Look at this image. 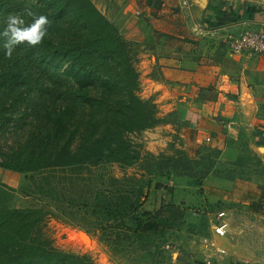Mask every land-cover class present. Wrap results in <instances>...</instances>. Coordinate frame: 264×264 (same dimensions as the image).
I'll return each mask as SVG.
<instances>
[{
    "label": "rangeland",
    "instance_id": "obj_1",
    "mask_svg": "<svg viewBox=\"0 0 264 264\" xmlns=\"http://www.w3.org/2000/svg\"><path fill=\"white\" fill-rule=\"evenodd\" d=\"M113 1L91 0L138 60V96L154 111L152 129L177 118L175 109L165 110L157 102L154 89L160 88L148 80L153 73L146 70V64L154 47L165 56L176 48L183 52L195 49L196 57L199 54L202 59L203 75L235 67L223 58L221 37L209 32L214 27L203 20L194 22V29L187 25L182 15H176L175 0H126L123 12L113 13L114 21L104 14ZM220 1L212 4L218 6ZM246 5L258 12L264 10V0H243L241 6ZM146 7L157 11L153 18L143 16ZM160 19L168 25L163 33L145 25L147 20ZM136 29L141 34H136ZM4 43L5 37L1 36L2 55ZM19 46V52H23L30 45ZM249 89L251 97L257 99L256 88ZM197 91L201 100L197 127L212 136L209 143L198 140L194 130L186 142L175 134L163 145L149 149L144 130L131 136L138 146L139 159L129 167L110 164L34 173L0 168V203L5 202L11 209L50 210L53 217L47 228L54 246L76 257L86 256L93 264H205L207 252L200 244L204 236L227 251V256L220 258L222 264H264V143L244 133L236 140L230 139L222 125L238 118L258 123L264 115V103L256 108L242 97L244 105L235 107L218 102L214 86ZM47 92V96L53 93ZM42 98L38 88H0V162L29 134L44 127L39 112ZM12 175L18 179L13 181ZM118 190L134 192L133 200L138 192L142 195L140 201L147 195L134 217L156 223L147 239H133L138 232V221L133 217L121 226L122 222H100L93 216L95 193L108 191L112 195ZM221 211L225 213L227 236L218 239L212 235L211 220Z\"/></svg>",
    "mask_w": 264,
    "mask_h": 264
},
{
    "label": "trees",
    "instance_id": "obj_2",
    "mask_svg": "<svg viewBox=\"0 0 264 264\" xmlns=\"http://www.w3.org/2000/svg\"><path fill=\"white\" fill-rule=\"evenodd\" d=\"M29 12L47 16V35L23 52L17 45L11 58L0 54V88H38L44 127L18 144L0 168L34 173L134 165L139 151L131 136L151 128L155 119L138 96V60L128 43L91 0H0V33L10 15L31 23ZM110 194L95 193L93 216L121 226L147 197L140 201L138 192L133 200L134 192L125 190ZM52 217L44 208L11 209L0 203V264H93L54 246L47 228ZM137 221L133 239H147L156 223Z\"/></svg>",
    "mask_w": 264,
    "mask_h": 264
},
{
    "label": "crops",
    "instance_id": "obj_3",
    "mask_svg": "<svg viewBox=\"0 0 264 264\" xmlns=\"http://www.w3.org/2000/svg\"><path fill=\"white\" fill-rule=\"evenodd\" d=\"M175 1L177 6L176 15H182L187 25L193 28L194 22L203 20L214 27V29H211L212 31L210 30L209 32L216 33L221 37L223 43L221 48L223 58L225 61L232 62L235 67L223 68V72L219 74H215L214 71H209V74L206 73L203 75L201 66L202 59L199 54H197L198 56L196 57L195 49L193 51L187 49V52H183L181 48H176L174 53L172 52V54L165 56L159 54L157 48L154 47L152 49L153 55L150 58L148 57L146 64V70L153 73L152 77H149L148 80H150L154 86L160 88L158 90L154 89L157 102L162 103L161 107L165 110L175 109L177 118L175 122L167 121L161 126L147 129L143 132V137L146 139L149 149H156L157 146L163 145L175 134L178 135L180 140L186 142L187 136L191 135L194 130H196L197 137H199V134H203L208 136L211 141L212 136L208 131H204L197 127V120L200 117L197 110L201 103L197 89L203 86H214L218 96L217 101L235 107L244 105L242 97L246 98L247 101L251 100L250 103H253L251 105L255 104L256 108H262L261 103H264V100H262L264 99V54L259 57L250 58L229 57L224 47L225 35L233 34L239 30V24L242 22H247L256 29L261 28L264 25V10L258 12L251 5L241 6L243 0H230V3L227 2L228 0H221L218 6L212 4L214 0ZM183 1H187V7L182 5ZM223 1H225V5H222L224 3ZM124 2L126 4V0L113 1L112 5H108V10L105 11L104 14L114 21L115 17H113V13L117 12V15H120V13L124 11V8H122ZM232 2L235 4H231ZM209 4L210 7L208 9ZM144 9L146 13L143 16L146 19L150 17L153 18V16L156 15L157 11L152 7H146ZM262 9H264V6ZM164 11L165 8H163L162 12ZM145 25H147L146 27H148V29L153 28L155 31H161V33H163L168 26L166 22L161 19L152 21L147 20ZM135 31L136 34H141V30L136 29ZM177 38L180 39L182 37L177 36ZM242 62L244 66L240 67ZM215 76L217 77L215 78ZM228 79L232 82L229 85H227L228 83L226 84ZM234 87L239 88L238 97H233L230 94ZM249 88H256L257 99L251 97ZM151 89L153 88L151 87ZM261 116L262 118L257 120L258 123L244 121L241 118H238V120L224 121L235 122V124H237L236 130L230 133H227L223 128L224 133L226 136L230 137V139L235 140L244 133L254 140L264 143V115ZM198 140H201V138L199 137ZM10 178L15 181V179H18V176L12 175ZM5 179L8 180L7 177H5ZM17 184H15V187ZM227 264H230V262H227Z\"/></svg>",
    "mask_w": 264,
    "mask_h": 264
},
{
    "label": "built area",
    "instance_id": "obj_4",
    "mask_svg": "<svg viewBox=\"0 0 264 264\" xmlns=\"http://www.w3.org/2000/svg\"><path fill=\"white\" fill-rule=\"evenodd\" d=\"M182 5L187 7V1H183ZM239 30L233 34H227L224 38V47L229 57H259L264 54V25L259 28H253L247 22L239 24ZM244 66L242 62L240 67ZM228 83V84H227ZM232 82L230 79L226 81L229 85ZM230 94L233 97L239 96V88H232ZM223 128L227 133H230L237 128L235 122H222ZM201 140L206 144L210 142V138L203 134H199ZM211 232L212 235L218 239L225 238L227 236V224L225 222V213L218 212L211 220ZM201 246L207 252V257L204 259L205 264H222L221 257L227 256V251L222 248L215 240L204 236L200 240Z\"/></svg>",
    "mask_w": 264,
    "mask_h": 264
},
{
    "label": "clouds",
    "instance_id": "obj_5",
    "mask_svg": "<svg viewBox=\"0 0 264 264\" xmlns=\"http://www.w3.org/2000/svg\"><path fill=\"white\" fill-rule=\"evenodd\" d=\"M29 16H33L31 23H26L25 19L19 15H10L6 22V28L0 33L6 38L3 44L5 55L12 57V53L17 45L27 43L36 46L42 43L48 32L49 19L45 15L35 16L29 12Z\"/></svg>",
    "mask_w": 264,
    "mask_h": 264
},
{
    "label": "bare ground",
    "instance_id": "obj_6",
    "mask_svg": "<svg viewBox=\"0 0 264 264\" xmlns=\"http://www.w3.org/2000/svg\"><path fill=\"white\" fill-rule=\"evenodd\" d=\"M87 241H89V238H86Z\"/></svg>",
    "mask_w": 264,
    "mask_h": 264
}]
</instances>
